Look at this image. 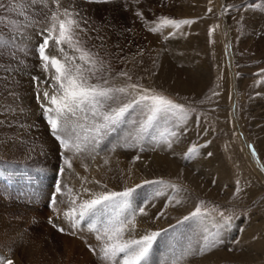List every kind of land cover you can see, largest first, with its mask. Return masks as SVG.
<instances>
[{"label":"rangeland","instance_id":"obj_1","mask_svg":"<svg viewBox=\"0 0 264 264\" xmlns=\"http://www.w3.org/2000/svg\"><path fill=\"white\" fill-rule=\"evenodd\" d=\"M65 9L79 24L72 46L60 47L75 59L65 61L54 41L47 54L79 65L90 84L126 89L100 112L144 92L183 112L149 121L148 105L133 103L97 143L91 137L103 121L86 108L70 117L62 149L42 107H51L43 94H54L55 72L37 52L57 5L0 0V259L76 264L69 248L83 264H123V254L102 259L106 238L97 239L113 221L124 223L125 243L160 233L140 264H264V0H60ZM165 18L191 23L166 26ZM129 188L122 207L77 219L83 201Z\"/></svg>","mask_w":264,"mask_h":264},{"label":"snow or ice","instance_id":"obj_2","mask_svg":"<svg viewBox=\"0 0 264 264\" xmlns=\"http://www.w3.org/2000/svg\"><path fill=\"white\" fill-rule=\"evenodd\" d=\"M54 4L57 5V10L51 13V26L42 30L38 33L42 37V43L38 44L37 52L39 54V58L42 62V67L47 72L49 64L55 72V75L52 77L53 83L49 85L50 88L53 89L54 94L49 97V93L47 91L44 92V100L48 101L51 107H45L42 105L45 118L47 123L50 125V130L52 135L60 142L61 148H66L69 145V140L65 139L61 133H66L69 125L71 124L70 117L76 115V113L84 112L87 110L91 111L92 115L95 117L97 115L100 116L103 123H97L95 125L93 136L91 138L96 139L101 130L109 129L110 125H115L124 116V114L128 111L132 104L135 103L137 105L147 104L149 110L148 120L151 121L157 114L160 113H170L173 110L178 112H183L181 106H178L172 103L170 100L166 99L162 95L158 94H144L140 95L138 99H135L133 102L124 104L121 107L116 109H112L111 112H100L99 110L104 107V102L106 100L113 99V93H125V88L112 89V88H104L98 84H90L89 77L84 74V71L81 69L79 65H75L74 67L69 66L67 63L62 62L57 59L55 55L47 54V50L50 47V41H54L56 46V50L63 53V48L60 46L63 43H68L69 46H72V26L79 24L78 20L71 19L73 15H78V13H73L68 9H65L63 12L59 10L60 0H52ZM90 2H98V0H90ZM47 7V4H44ZM63 15L66 17L65 19H59V17ZM139 15V13H137ZM163 23L167 25H173L179 27L180 24H188L190 21H173L164 19ZM58 28V35H57ZM157 29H152L155 32ZM47 32V35L44 33ZM211 34V33H210ZM80 51V49H76ZM65 56V61L74 60V57H68L66 53H63ZM89 53L83 52L79 59L81 61H85L88 63L87 57ZM93 65H95L96 61H90ZM94 75V73H93ZM107 83V80L104 81ZM129 87L135 89L136 85H130ZM144 91V90H142ZM54 113L55 115H51ZM75 125H73V131H75ZM83 127V126H80ZM90 137L85 136L84 139L87 140ZM77 140H79V136H77ZM98 143L99 140L96 139ZM170 146V145H169ZM81 145L79 143L75 144V148L77 151L80 150ZM249 148H252L249 145ZM195 152V148H189L188 153L189 156L186 158H190V155ZM253 156L255 157L256 153L253 150ZM211 155V153H209ZM138 158V157H137ZM64 164H67L71 167L70 162L65 159ZM64 169L61 168L60 172L63 173ZM146 183H154V184H164L163 181H155V182H147ZM140 187V185H137ZM56 191H60V183L57 181ZM135 189L129 188L123 192H101L99 194H95L91 199L83 201L80 205V211L77 219H83L86 215H95L98 211L103 210L106 207H110L113 205L122 207L124 204L128 202V199L133 195ZM158 194V193H157ZM53 203H55V199H53ZM75 203V201H73ZM140 212H144V209H140ZM200 213L199 207H197L196 211L191 213L190 216H185L184 220L187 221L189 219L196 218ZM67 216L68 213H65ZM163 215V213H161ZM134 221V216L132 220H128V224H132ZM72 227H76V220L72 221ZM63 231V229H60ZM97 235V239L101 240L102 236L106 238L103 247L101 248V252L103 253L102 259L111 260L116 256L123 254V264H140V262L147 256L150 248L152 247V242L160 235L159 232H152L149 234H145L139 240H133L131 242H122L121 236L124 231V223H116L113 221H109L104 224L101 228H99ZM135 248V250H133ZM0 264H13L11 259L4 261L0 259Z\"/></svg>","mask_w":264,"mask_h":264},{"label":"bare ground","instance_id":"obj_3","mask_svg":"<svg viewBox=\"0 0 264 264\" xmlns=\"http://www.w3.org/2000/svg\"><path fill=\"white\" fill-rule=\"evenodd\" d=\"M221 43V42H220ZM261 147V146H260ZM125 162H128V161H125ZM127 164V163H126ZM125 164V165H126ZM123 165V164H122ZM73 178V177H72ZM92 178V177H91ZM94 178V177H93ZM96 179H97V177H95ZM75 179H76V177H75ZM98 180V179H97ZM71 181V180H70ZM72 181H74V180H72ZM78 181V180H77ZM93 181H94V179H93ZM79 182V181H78ZM70 183V182H69ZM72 183V182H71ZM8 184V183H7ZM66 184V183H65ZM73 184V183H72ZM80 184V183H79ZM69 186V185H68ZM71 187V186H70ZM44 188V187H43ZM76 188V187H75ZM103 188V187H102ZM50 189V188H49ZM76 190V189H75ZM85 190V189H84ZM52 191V190H51ZM77 191V190H76ZM75 191V192H76ZM79 191V190H78ZM68 192H69V190H68ZM89 193V192H88ZM63 196H61V197H64V194H62ZM81 195H83V194H81ZM86 196V195H85ZM71 197V196H70ZM0 198H2V197H0ZM3 200H4V198H3ZM60 200V199H59ZM65 200V199H64ZM2 201V200H1ZM61 201H62V199H61ZM66 201V200H65ZM3 206V205H2ZM58 208V207H57ZM61 208V207H60ZM134 208V207H133ZM137 208V207H136ZM52 210H53V208H52ZM55 210V209H54ZM58 210V209H57ZM61 210V209H60ZM63 210H65V209H63ZM150 212H151V210H150ZM152 214H153V212H152ZM66 216V215H65ZM142 216V215H141ZM68 217H69V215H68ZM41 218V217H40ZM63 218V217H62ZM100 218V217H99ZM155 218V217H154ZM60 219V218H59ZM62 220V219H61ZM145 220V219H144ZM141 221V220H140ZM153 221V220H152ZM102 222V221H101ZM152 223V222H151ZM163 223V222H162ZM147 224V223H146ZM148 225V224H147ZM142 230V229H141ZM139 231V230H138ZM151 232H153V231H151ZM150 232V233H151ZM142 236H143V234H142ZM67 240V239H66ZM71 241H73V240H71ZM74 243V242H73ZM78 244V243H77ZM98 244V243H97ZM73 245V244H72ZM74 245H76V244H74ZM79 245V244H78ZM84 246V245H83ZM82 246V247H83ZM96 246H98V245H96ZM80 247V246H79ZM66 248V247H65ZM40 249V248H39ZM25 250V249H24ZM83 250V249H82ZM100 250V249H99ZM30 253H31V251H29ZM190 252V251H189ZM187 253V252H186ZM192 253V252H191ZM29 254V253H28ZM85 254V253H84ZM83 254V255H84ZM67 256H69V257H67V259L69 258H71L72 260H73V262H75L76 264H83L84 263V260H83V258L79 255V257H81V259L78 257V255H77V253L75 252V251H73V250H71V249H69V248H67V254H66ZM88 255V254H87ZM44 256V255H43ZM89 259V258H88ZM91 260V259H90ZM68 261H70V260H68ZM148 261V260H147ZM183 261V260H182ZM67 262V261H66ZM68 264H69V262H67ZM178 264V263H177Z\"/></svg>","mask_w":264,"mask_h":264}]
</instances>
